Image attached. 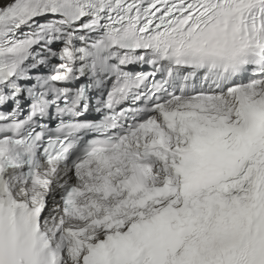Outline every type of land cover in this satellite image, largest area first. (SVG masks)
Listing matches in <instances>:
<instances>
[{"label":"snow or ice","instance_id":"6c2138e0","mask_svg":"<svg viewBox=\"0 0 264 264\" xmlns=\"http://www.w3.org/2000/svg\"><path fill=\"white\" fill-rule=\"evenodd\" d=\"M0 108V264H264V0H0Z\"/></svg>","mask_w":264,"mask_h":264},{"label":"bare ground","instance_id":"6f19581e","mask_svg":"<svg viewBox=\"0 0 264 264\" xmlns=\"http://www.w3.org/2000/svg\"><path fill=\"white\" fill-rule=\"evenodd\" d=\"M27 30V29H26ZM54 48L58 49L59 45H54ZM37 51H39V49H37ZM54 62H59L58 59H53Z\"/></svg>","mask_w":264,"mask_h":264}]
</instances>
